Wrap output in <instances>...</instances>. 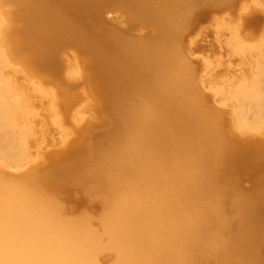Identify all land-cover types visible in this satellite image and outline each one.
Instances as JSON below:
<instances>
[{
	"label": "bare ground",
	"instance_id": "1",
	"mask_svg": "<svg viewBox=\"0 0 264 264\" xmlns=\"http://www.w3.org/2000/svg\"><path fill=\"white\" fill-rule=\"evenodd\" d=\"M236 1L0 0V264H264V44L190 38Z\"/></svg>",
	"mask_w": 264,
	"mask_h": 264
},
{
	"label": "rangeland",
	"instance_id": "2",
	"mask_svg": "<svg viewBox=\"0 0 264 264\" xmlns=\"http://www.w3.org/2000/svg\"><path fill=\"white\" fill-rule=\"evenodd\" d=\"M258 1V0H257ZM261 4H264V0H260ZM251 0H238L235 3L233 8H228L224 10H213V9H204L203 16L200 17L195 32L190 37L192 40H195L198 44L196 49L195 56L197 58L198 66H202L204 60L208 61L211 64L212 72L215 69H229L231 72L226 74L225 82H220L219 87H222L226 84L227 81H232L233 83H238L239 78L232 71V69L240 70L246 66L242 62V58L238 55L228 54L224 44L220 39H225L231 37V35L225 30L222 29V26H234L235 28L239 27L241 29V37L246 41H253V44H264V26L256 25H240L241 14L243 8L249 6ZM252 5L250 6V8ZM251 8L250 10H252ZM122 11L119 9L113 10L108 17H117L121 16ZM239 32V31H238ZM213 45L216 47H213ZM215 48V49H214ZM83 104H79L77 107L81 108ZM241 185L243 190L249 191L252 188V180L250 178V173L246 172L240 176ZM262 256L264 258V245H263Z\"/></svg>",
	"mask_w": 264,
	"mask_h": 264
}]
</instances>
